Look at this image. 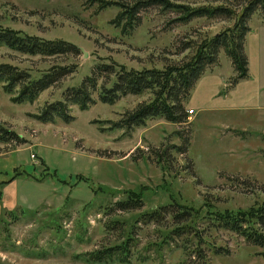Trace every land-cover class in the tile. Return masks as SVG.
Here are the masks:
<instances>
[{
    "label": "rangeland",
    "instance_id": "obj_1",
    "mask_svg": "<svg viewBox=\"0 0 264 264\" xmlns=\"http://www.w3.org/2000/svg\"><path fill=\"white\" fill-rule=\"evenodd\" d=\"M170 1L194 7L248 0ZM118 13L117 7L100 9L90 0H0L1 29L63 40L80 50L77 57H42L0 46V64L32 78L52 67L76 66L33 103H16V92L8 94L0 84V126L25 140L22 145L0 143V264H182L185 257L177 243L165 242L169 217L158 225L144 222L142 214L170 202L190 207L200 217L249 213L264 203V109H245L264 106V19L259 11L248 22L247 78L231 84L233 68L221 51L219 67L223 75L233 72V77L225 79L227 87L215 96L212 85L204 86L191 103V92L184 108L188 104L199 111L191 118L194 112L187 110L188 124L158 118L142 127L117 129L115 124L138 104L152 100L149 92L113 105L96 100L86 110L71 106L74 119L68 124L35 119L45 104L62 100L63 92L80 85L97 64L133 70L179 65L204 38L233 24L196 19L179 25L170 23L174 14L149 9L142 13L140 25L127 33L118 27ZM186 44L193 47L183 50ZM106 81L103 75L99 85ZM227 95L233 101L243 98L244 108L201 110L209 97L222 102ZM184 135L188 143L181 154ZM126 199H139L142 205L115 209L116 202ZM207 230L208 247L227 251L215 255L204 247L208 264H264L260 248L231 232ZM119 246L127 247L125 260L116 255L107 263L92 261L94 253ZM186 264L200 263L192 258Z\"/></svg>",
    "mask_w": 264,
    "mask_h": 264
},
{
    "label": "trees",
    "instance_id": "obj_2",
    "mask_svg": "<svg viewBox=\"0 0 264 264\" xmlns=\"http://www.w3.org/2000/svg\"><path fill=\"white\" fill-rule=\"evenodd\" d=\"M100 4V9L117 7L119 13L115 20L124 32L130 33L141 23V15L149 9H156L162 15L174 14L176 17L170 23L186 25L196 19L225 20L233 24L199 42L194 53L182 64L168 65L163 69L133 70L120 67L116 69L111 64H97L92 67L90 76H86L80 85L67 88L62 94V100L45 104L35 119L43 124H54L57 120L68 124L73 121L70 107L77 106L86 110L96 104L113 105L126 96H139L145 92L152 94V100L140 103L126 117L115 124L117 129L142 127L147 120L164 119L172 124H188V111L184 103L190 97L196 82L208 70L219 66V54L222 51L229 59L234 77L231 84L246 79L248 76V58L245 51L246 36L249 32L248 22L251 16L259 11L264 19V0H248L236 5H201L171 2L170 0H132L100 1L90 0ZM238 2L240 0H231ZM239 10V12H237ZM0 46L29 56L59 57L80 55V50L74 44L63 40H45L0 28ZM193 45L186 44L183 50L191 49ZM76 71L75 65L52 67L38 78L25 71L8 65L0 64V84L8 94H14L16 103H33L39 95L53 86L58 85L67 76ZM103 75L107 81L99 85ZM96 95V99L94 98ZM183 145L178 148L181 154L186 153L188 137L182 138ZM0 143L22 145L25 140L16 133L0 126ZM12 178L7 183H11ZM139 199L123 200L114 204L115 209L127 211L141 207ZM144 222L163 224L169 217L170 230L165 242L174 243L185 257L182 264L190 263L192 258L200 264H208L205 248L209 246L205 238L207 229H219L231 232L241 237L246 244L260 248L264 253V203L249 213L214 212L198 216L190 207L170 202L161 205L145 214ZM205 223L204 228L196 222ZM205 247V248H204ZM208 249L215 255L227 253L221 247L210 246ZM128 250L126 246L110 248L94 253L92 261L107 263L113 256H121L125 260Z\"/></svg>",
    "mask_w": 264,
    "mask_h": 264
},
{
    "label": "crops",
    "instance_id": "obj_3",
    "mask_svg": "<svg viewBox=\"0 0 264 264\" xmlns=\"http://www.w3.org/2000/svg\"><path fill=\"white\" fill-rule=\"evenodd\" d=\"M233 70V69H232ZM249 70V68H248ZM231 77H233V72H232V75L230 77L228 76H225L223 75L222 73V68L221 67H215L211 70H208L206 71L202 76L201 78L196 82L194 88H193V91L192 93H195L194 97H190L191 99V103H192V100L196 97V94H200L202 92V88L204 86H211L212 87L210 88V91L212 92H215L214 93V96L219 93V90H223L227 87V81H230ZM226 79V80H225ZM260 87H262L260 85ZM259 87V88H260ZM258 88V87H256ZM262 89V88H261ZM233 92H231L230 94H232ZM256 91H255V95H256ZM227 97H232V96H225V100L220 102L216 99H212L211 97H209V101H208V106H201V110H204V109H208V110H212L213 112H216L217 110H222V111H226L225 109H230V110H239V109H243L244 105H241L243 103H245L244 99L243 98H240V100H236V101H233L232 98L229 99ZM229 101V103L227 104H223V102L225 101ZM249 100V98L247 99ZM190 101V100H189ZM253 102V101H252ZM187 105V110H191L192 112H194L192 115H191V118L196 114V112L199 111V109H197L196 107H189L188 104ZM246 110H253V109H264V106L263 104L261 103L260 106L258 105H255V106H250L248 105L247 108H245ZM264 111V110H263Z\"/></svg>",
    "mask_w": 264,
    "mask_h": 264
}]
</instances>
